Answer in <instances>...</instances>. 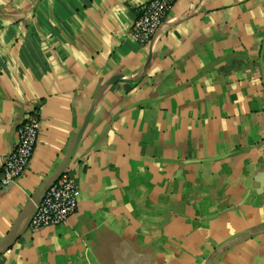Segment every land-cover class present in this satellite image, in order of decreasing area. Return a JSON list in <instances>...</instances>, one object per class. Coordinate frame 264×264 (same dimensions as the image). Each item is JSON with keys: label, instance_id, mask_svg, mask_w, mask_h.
I'll use <instances>...</instances> for the list:
<instances>
[{"label": "crops", "instance_id": "crops-1", "mask_svg": "<svg viewBox=\"0 0 264 264\" xmlns=\"http://www.w3.org/2000/svg\"><path fill=\"white\" fill-rule=\"evenodd\" d=\"M148 1L0 0V176L41 122L0 264H264V0H178L141 44ZM62 174L77 210L32 231Z\"/></svg>", "mask_w": 264, "mask_h": 264}, {"label": "built area", "instance_id": "built-area-1", "mask_svg": "<svg viewBox=\"0 0 264 264\" xmlns=\"http://www.w3.org/2000/svg\"><path fill=\"white\" fill-rule=\"evenodd\" d=\"M178 0H149L141 5L134 20L131 34L141 44L150 43L157 35L169 11ZM41 122L36 114L29 113L18 128V142L15 149L4 157L0 186L6 188L20 178L27 170L40 134ZM80 186L71 174H62L45 191L37 205L29 228H41L65 224L79 203Z\"/></svg>", "mask_w": 264, "mask_h": 264}, {"label": "water", "instance_id": "water-1", "mask_svg": "<svg viewBox=\"0 0 264 264\" xmlns=\"http://www.w3.org/2000/svg\"><path fill=\"white\" fill-rule=\"evenodd\" d=\"M118 78H120V76L119 75H117V76H114L113 78H112V80H116V79H118ZM59 178V177H58ZM57 178V179H58Z\"/></svg>", "mask_w": 264, "mask_h": 264}]
</instances>
